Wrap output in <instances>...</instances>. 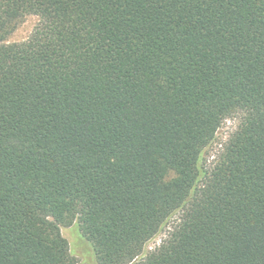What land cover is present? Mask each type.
Wrapping results in <instances>:
<instances>
[{
  "label": "trees",
  "instance_id": "1",
  "mask_svg": "<svg viewBox=\"0 0 264 264\" xmlns=\"http://www.w3.org/2000/svg\"><path fill=\"white\" fill-rule=\"evenodd\" d=\"M73 223L95 264H264V0H0V264H78Z\"/></svg>",
  "mask_w": 264,
  "mask_h": 264
},
{
  "label": "rangeland",
  "instance_id": "2",
  "mask_svg": "<svg viewBox=\"0 0 264 264\" xmlns=\"http://www.w3.org/2000/svg\"><path fill=\"white\" fill-rule=\"evenodd\" d=\"M37 22L38 17L36 15H27L7 37L6 42H20L26 40L33 32ZM239 120V116L234 115L222 122L215 134L214 140L204 151L203 163L206 167L209 168L213 165L225 142L237 128ZM172 225L173 222L168 223L157 236L146 244L144 254L151 252L159 246ZM61 233L67 239L72 255L75 257L78 264H95L91 244L82 236L77 223H73L67 227H61Z\"/></svg>",
  "mask_w": 264,
  "mask_h": 264
}]
</instances>
